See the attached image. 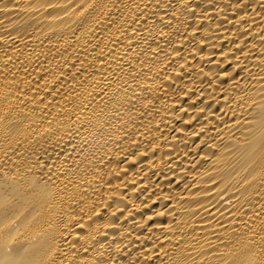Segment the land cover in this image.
<instances>
[{"label":"bare ground","instance_id":"1","mask_svg":"<svg viewBox=\"0 0 264 264\" xmlns=\"http://www.w3.org/2000/svg\"><path fill=\"white\" fill-rule=\"evenodd\" d=\"M0 264H264V0H0Z\"/></svg>","mask_w":264,"mask_h":264}]
</instances>
